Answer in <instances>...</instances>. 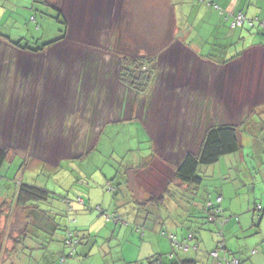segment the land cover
<instances>
[{
  "label": "rangeland",
  "instance_id": "374dc122",
  "mask_svg": "<svg viewBox=\"0 0 264 264\" xmlns=\"http://www.w3.org/2000/svg\"><path fill=\"white\" fill-rule=\"evenodd\" d=\"M49 1L0 0V147L11 148L0 170V204L10 202L21 182L51 191L47 201L35 203L37 219L34 222L32 217L29 235L20 239L17 258L18 254L33 257L30 264H39L35 259L40 261L39 254L46 252L40 263L62 264L67 255L68 264H133L130 259L137 250L126 239L137 216L147 213L153 224L159 217L151 202L146 203L148 213L143 209L146 204L133 200L126 185L129 170L145 168L150 181L164 179L160 174L170 177L173 167L164 165L176 167L184 152L197 151L206 127L234 123L243 108L233 106L236 100L229 85L249 77L255 60L247 58L208 71L195 64L177 39L175 44L161 42V47L151 41L154 38L121 43L119 51L108 34L115 23L111 15L116 0ZM168 2L129 0L131 24L149 34L154 28L160 30L163 17L166 23L171 19ZM142 9L153 22L148 23ZM177 17L185 33L183 19ZM7 39L19 41L21 47L57 41L30 53ZM124 54L130 58L157 55L153 84L138 99L119 80ZM239 91L234 86V93ZM250 110L239 122L246 152L254 147L248 137L264 132L260 124L264 116ZM119 113L123 119L115 120ZM252 119H260L257 127ZM142 157L147 165L133 168L144 162ZM211 165L200 169V196L211 191L216 197L220 182L207 171ZM5 213L9 214L7 221ZM31 214L29 207L0 209V242L11 246L3 240V226L17 236ZM118 215L122 222H116ZM203 229L212 233L214 224L206 221ZM71 234L79 243L69 244ZM10 255L9 249L4 251L0 264H13L3 258Z\"/></svg>",
  "mask_w": 264,
  "mask_h": 264
},
{
  "label": "crops",
  "instance_id": "0c3cea01",
  "mask_svg": "<svg viewBox=\"0 0 264 264\" xmlns=\"http://www.w3.org/2000/svg\"><path fill=\"white\" fill-rule=\"evenodd\" d=\"M168 1V4L172 6L171 19L166 23V16L163 17L162 25L159 24L161 27L158 28L160 30L154 28L155 31L149 34V30L145 31L143 28L139 29L131 24L130 17L133 16L131 15L132 8L129 6V0H116V6L113 7L111 15V19L115 20V23L111 27L117 28L113 30L110 27L111 31L108 33L110 43H114L116 47L119 33L121 34L120 42L124 44L130 42L140 43L154 38L151 41L161 47L159 43L175 44L177 43L175 39H177L178 44L184 48L195 64L206 67L208 71L230 66L234 62L247 61V58H249L248 60H255L251 71H249L251 73L249 77L243 76L242 79L238 78L229 85L232 86L230 91L233 92L232 95L236 100L233 106L243 108L236 114V120L233 122L239 124L240 118H243L250 108V112L260 113L264 116V30L253 29L251 32H241L242 30L228 28V20L223 19L220 11L214 8L209 0L204 2L198 0ZM210 1L219 4L224 11L230 13L243 10L249 17L264 15V0ZM141 3H143V0H141ZM141 5L143 6V4ZM143 13H145L148 23L153 22L152 17L147 18L148 13L146 15V11L144 12L142 9ZM63 14L65 15L64 12ZM177 14L179 19H183L185 33H181L182 29ZM163 15H166V13H163ZM65 20L67 21V18ZM167 32H170L171 36ZM222 37L227 38L229 43L234 42L235 45L231 51L220 52L219 48L216 47ZM210 44H212L213 50L208 51ZM142 47L145 50L149 48L144 47V45ZM246 54L248 57H246ZM258 65L260 66L257 67ZM223 83H227L224 78ZM234 86H237V89L240 88L239 93H234ZM226 91L230 92L229 87ZM255 93L258 94L256 97ZM246 106L249 109H246ZM252 120L255 123L254 127H257L260 119L257 121ZM242 121L245 122V120ZM260 124L264 128V123L261 122ZM262 133L257 137L252 135L248 137L250 138L249 144L251 143L254 147L249 148L246 152L240 131L242 148L235 153L222 156L215 164L208 167L207 171L217 176L220 182L215 191L216 197H213L211 191L200 196L202 182L198 187L196 185L186 187L187 185L182 184L174 177V166L170 163L164 165L168 168L173 167L170 177L165 173L160 174L164 179L150 181L144 172V167L148 161L142 157L141 162H144L134 165L133 168L140 167L144 169L131 168L126 185L131 190L133 200L141 204L151 202L154 205L153 207L158 208L156 215L159 218L153 224V220L147 213L137 216L135 228L130 229L126 239L137 250L136 255L131 257L130 262L133 264H153L152 256L171 252L172 243L170 247V240L153 231L154 229L158 231L165 229L168 233L174 235L178 241L183 242L186 240L188 248L186 251L175 250L173 259H164V264H175L179 259H194L196 264H234L219 262V260L209 255L212 250L217 248L216 237L213 232L200 228L201 223L204 222L202 217L207 215L205 212L206 203L209 201L216 202V198L220 196V206L223 209L221 217L229 218L224 226L226 249L219 250L220 257L239 258L245 264H264V211L262 213L257 210L254 211L257 204L264 208V142L262 141L264 132ZM245 155L248 157L245 158ZM251 156H255L256 159L252 160ZM145 158H147L146 155ZM133 175H135L134 178H132ZM197 188L199 190L196 192ZM146 206L148 204L143 209L149 213L150 211L146 209ZM28 216L31 224L32 217H35L34 222L37 219L36 213ZM115 220L116 222H122V215H118ZM197 230H200V233ZM20 233L19 230L17 236H15L12 230L5 228L7 236L18 237ZM190 233H195V236L189 238ZM139 234L141 238H137ZM198 234H200V237ZM136 240H138L137 243ZM5 245V250L9 249V251L17 250L20 247V244L13 243L11 246L6 245L5 247ZM10 256H13V254ZM13 257L17 258V256ZM18 257L20 258V256ZM19 258L18 261L20 262ZM4 260L9 261L8 256H5Z\"/></svg>",
  "mask_w": 264,
  "mask_h": 264
},
{
  "label": "trees",
  "instance_id": "16d2710c",
  "mask_svg": "<svg viewBox=\"0 0 264 264\" xmlns=\"http://www.w3.org/2000/svg\"><path fill=\"white\" fill-rule=\"evenodd\" d=\"M198 1L204 2L205 0H198ZM209 3L214 8H216L218 11H220V13L223 16V19L228 20L227 26L228 28L232 30H242L241 32H245V31L251 32L253 29L264 30V15L249 17L243 10L230 13V12H227L226 10L224 11L219 6V4L213 1L209 0ZM239 14L243 15V20L241 22L237 20V17L239 16ZM64 23L66 27H65L64 34L62 35L63 37L65 36L66 31H67L66 20L64 21ZM120 36L121 34L119 33L117 37V42H116V48H118L119 51L121 50L120 48H122L120 45L121 44ZM7 40L15 46L17 45L20 46L21 44L19 41L16 42V41H11L10 39H7ZM55 41L57 40H52L50 42L40 44V46L38 47H31L28 44H23L24 45L23 49L26 51L39 52V51H43L46 47L53 44ZM233 43L234 42L232 41L229 43V40L227 38L222 37L219 40V44L218 45L216 44V47L219 48L218 50L220 52L223 51L224 53H226V52L231 51V49L235 45ZM212 47H213L212 44H210L208 51L213 50ZM123 50H124L123 52L127 51V49H123ZM204 51L207 52L206 50ZM156 59H157L156 54H153L150 56L148 55L147 57L135 55V57L133 58H130L128 54H124L123 57H121V71H120L119 80L121 83H123V85H125L132 92H134L135 99H138V97L141 94H145V92H147V88L151 84H153V81L156 76V69H157ZM118 116L119 117L114 118V119L115 120L123 119L122 114L119 113ZM102 125L104 126L105 123H103ZM240 131L241 129H240L239 124L229 123V122L228 123H225V122L214 123L206 127V129H204L203 131L202 139L200 141L198 150L184 152L181 159L179 160V163L176 165V167H174V177L178 181H180L182 184L187 185L186 187L190 185L191 186L196 185V187H198V185L201 184L202 179H203V176L200 175L201 167L214 164L222 156L235 153L242 148L241 140H240ZM91 148L92 147H90L89 150H85V152L81 154V156L87 155L90 152ZM10 149L11 148L9 147H3V146L0 147V170L5 160L9 156ZM50 194H51V191L48 190L46 187L39 186V185L32 184V183H27V182H24V183L21 182L19 183V186L16 187V191L14 195L12 196L10 202L4 201L2 203L4 205V208H1V204H0V209L2 210L5 208H8L9 210L11 209L12 211L14 207L17 209L19 208L25 209L29 207L31 208L32 213L35 214L36 211L34 209L38 210L37 209L38 205L35 203L41 200L47 201ZM217 198H216V202L209 201L206 203L205 212L207 215H205L206 217H202L204 218V222L201 223L200 228H203V223H205L206 221L208 223L214 224V230L212 232H213V235L216 237L217 249L225 250L226 244H225V239H224V226L229 221V218L221 217V215H223L222 214L223 209L220 206L221 201H218ZM7 203L9 204L6 205ZM255 210L262 213L264 211V208L260 204H257L256 207L254 208V211ZM8 216L9 214L5 213L6 221L8 220ZM46 216H48V214H46ZM33 225L34 224L33 223L31 224V221L26 222L25 227L23 229H20L21 233L19 234L18 237L6 236L5 227L3 226L4 229L1 231L3 240L8 239L13 244H20V239L23 236L27 237L29 235L28 232L31 230V226ZM160 233L162 234V236L168 235L169 237L168 239L172 243V251L169 253L167 252V257H165V254H159L157 256H152L151 259H152L153 264H164V259H173L175 250L180 249V250L186 251V249L183 248V245H181L185 243L187 244L186 240L183 242L178 241L174 235L168 234V232L165 229L162 230ZM193 234L190 233L188 235L189 238H193L195 236V233ZM69 239H70L68 240L69 244L79 243V240L76 241L72 238V234ZM39 242L41 243V246H44L42 244L43 241H40L39 239ZM4 245L5 243L2 242L1 240L0 254L6 251L4 248ZM17 251L18 249L17 250L14 249V251H9V253L13 254L14 252H16V254L13 256H17ZM46 255L47 253L43 252L39 254L38 258L41 261L45 258ZM209 255L213 257L211 253H209ZM13 256H10L8 259L10 263L15 264L18 261L19 257L16 258ZM18 256H20L19 258L20 262L18 261L17 264H30L31 260L33 259V257H31L30 259H28L26 256L21 257V254H18ZM66 259H67V255L64 256V258L61 260L62 264H68L66 263ZM221 259L222 260L219 262L245 264L242 260H240L239 258H235V257H232L231 259H229L228 257L223 256ZM233 260H237L239 263H235L233 262ZM40 261L39 260L37 261L35 259L34 262H37L39 264H44V262L40 263ZM52 264H58V263L57 261H55ZM175 264H196V260L179 259L177 262H175Z\"/></svg>",
  "mask_w": 264,
  "mask_h": 264
},
{
  "label": "built area",
  "instance_id": "2783aa9c",
  "mask_svg": "<svg viewBox=\"0 0 264 264\" xmlns=\"http://www.w3.org/2000/svg\"><path fill=\"white\" fill-rule=\"evenodd\" d=\"M237 20L239 22H241L243 20V15L242 14H239V16L237 17ZM217 199H218V201H221V198L220 197H218ZM181 245H183V248L187 250L188 245L186 243L185 244H181ZM211 254H212V256L214 258L219 259L220 261L222 260L221 257H220V255H219V251L218 250H214L213 252H211ZM233 262L239 263L237 260H233Z\"/></svg>",
  "mask_w": 264,
  "mask_h": 264
},
{
  "label": "flooded vegetation",
  "instance_id": "af4514ba",
  "mask_svg": "<svg viewBox=\"0 0 264 264\" xmlns=\"http://www.w3.org/2000/svg\"><path fill=\"white\" fill-rule=\"evenodd\" d=\"M9 43H11V42H9ZM11 44H12V43H11ZM12 46H15V45H12ZM15 47H17V48H19V49H20V48H23V47H21V46H18V45H17V46H15ZM23 51H26V50H23ZM27 52L34 53V52H32V51H27Z\"/></svg>",
  "mask_w": 264,
  "mask_h": 264
},
{
  "label": "clouds",
  "instance_id": "9594fccd",
  "mask_svg": "<svg viewBox=\"0 0 264 264\" xmlns=\"http://www.w3.org/2000/svg\"><path fill=\"white\" fill-rule=\"evenodd\" d=\"M63 15H64V14H63ZM219 197H220V196H219ZM215 250H218V249L216 248ZM213 251H214V250H212L211 252H213ZM218 251H219V250H218ZM211 252H210V253H211ZM219 261H220V260H219Z\"/></svg>",
  "mask_w": 264,
  "mask_h": 264
}]
</instances>
